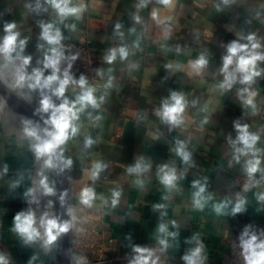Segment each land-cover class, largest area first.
I'll use <instances>...</instances> for the list:
<instances>
[{"label": "crops", "instance_id": "1", "mask_svg": "<svg viewBox=\"0 0 264 264\" xmlns=\"http://www.w3.org/2000/svg\"><path fill=\"white\" fill-rule=\"evenodd\" d=\"M86 2L89 11L82 21L76 22V31L61 26L65 40L90 38L100 56L97 61L99 69H106L108 65L103 57L108 48L119 44L115 24L122 23L128 43L135 39V36H127L128 28L135 26L138 32L143 33V51L132 58L131 62L139 65L135 69L119 63L114 65L115 87L110 90L100 110L103 115L100 125L94 127L88 116L82 114L81 134L69 141L66 147V155L74 161L73 168L68 171L72 213L79 208L77 196L80 189L90 183L87 169L93 160H101L107 164V168L100 173L96 189L109 198V208L111 190L122 189L120 203L115 209L109 211L96 207L103 214L102 227L115 237L118 250H130L136 243L149 248L158 247L156 230L161 222V212L167 211L163 222L176 220L179 230L178 246L166 253L173 256L175 264H184L182 256L194 246L186 241L197 233L205 245V264L226 263L225 234L232 220L244 217L261 221L264 218V204H258L250 192L246 194L249 199L246 211L235 216L217 217L210 209L194 211L190 199L191 182L206 177L207 190L216 200H234L246 181L241 164L229 166L232 149L228 138L231 136L234 139L236 136L234 124L247 123L250 130L260 131L262 141L259 146L264 147V77L257 78L252 86L258 92L256 102L260 109L255 116L243 108L236 95V89L241 86H234L224 94L214 91L216 82L221 79L219 68L227 45L238 39V34L247 35L250 32L264 39V15L256 18V12L264 5V0H237L235 5L221 12L215 9L218 0H177L172 9L151 0L147 8L139 11L136 9L139 0ZM34 3L35 0H0V36L3 35L5 22H15L22 38L28 37L25 54L33 57L31 67H37L36 61L42 59V52L36 47L41 42L38 21L52 20L51 10L36 14L26 7ZM153 8L160 9L161 17H173L172 35L168 40L162 38V27H158L150 17ZM137 11L145 21L142 25H134L132 20ZM241 29H244L242 33ZM201 52L207 53L209 65L202 76L196 77L189 74L187 62ZM167 63L179 64L182 70L166 69L164 65ZM171 91H181L189 102L195 100L197 103L187 110L186 127L170 131L169 126L161 124L154 113ZM205 106L207 111H201ZM96 114L93 112V116ZM205 116L208 123L201 126L200 121ZM15 129H18L17 119L0 97V171L5 163L9 165V172L0 178V252L9 255L11 264H28L33 256L36 259L32 264H40L39 258L43 259V252L39 246H24L20 237L11 231L13 218L21 211V195L31 184L25 166L18 161V157L25 155V150L12 134ZM84 135H91L98 139V143L85 150ZM176 139L188 142L194 166L187 169L185 179L181 181L182 191L173 193L165 201L162 199L165 193L156 173L158 166L164 163H175L178 170H183L184 166L172 151ZM140 157L152 164L151 171L143 177L145 184L142 189L134 186L135 177L128 176L125 171ZM20 175L25 177L21 185L10 189V183ZM238 177L239 182L235 184ZM157 203L167 204L168 207L153 210V205Z\"/></svg>", "mask_w": 264, "mask_h": 264}, {"label": "clouds", "instance_id": "2", "mask_svg": "<svg viewBox=\"0 0 264 264\" xmlns=\"http://www.w3.org/2000/svg\"><path fill=\"white\" fill-rule=\"evenodd\" d=\"M151 0H139L136 9H145ZM156 3L167 9L175 7L177 0H156ZM237 0H218L215 3L217 12L223 11L235 5ZM36 14L50 11L52 20L50 22L38 21L41 29L37 50L42 52V59L36 61L37 67H31L33 57L25 54L28 45V37L21 36L15 22L3 24V35L0 36V84L17 92L18 95H39L38 107L35 114L40 116L43 125L32 119L23 118L20 127L12 134L17 137L20 144L26 145L35 157L39 165L34 177L31 178V186L23 193L29 205L41 204V198L57 197L61 207L66 204L67 191L57 192L54 177L64 174L73 168V158L66 155V147L69 141L81 134L82 114H86L94 127L100 125L103 115L100 114L102 106L109 97L110 90L114 85V65L117 63L129 66L133 69L139 65L131 62L132 58L143 51V33L138 32L135 26L128 28L127 36H135L131 43L127 42L126 33L122 29V23L115 24V35L119 44L107 49L103 57L106 69L96 70V76L104 80L103 84H94L87 76L81 74L76 78L72 73L73 62L78 59L79 53L65 55V36L61 26L69 31H76L77 23L82 21L84 15L89 11L86 0H35L34 5H26ZM133 15L134 25L145 23L143 17ZM264 15V5L256 12V18ZM151 19L158 27H162L163 39L168 40L172 35V16L161 17L160 9L153 8L150 13ZM73 21V22H69ZM244 29H241V33ZM244 40L246 42L241 43ZM163 47V45H162ZM180 51L179 48L176 49ZM66 65V66H65ZM190 69L189 74L200 77L209 65V57L206 52L199 53L195 58L187 62ZM169 70H182L179 64L167 63L164 65ZM221 77L214 86V91L224 94L231 91L234 86L236 95L245 110L255 116L259 113L256 97L258 92L252 86L257 78L264 77V39L258 37L255 32L247 35L238 34V39L227 45L226 54L222 57V65L219 68ZM106 78V79H105ZM196 101L189 102L181 91H171L169 96L163 99L160 106L155 110V116L161 124L168 125L169 130L183 128L187 125L186 114L188 108L195 107ZM207 111V107L201 109ZM93 112L97 114L93 116ZM46 115V118L44 116ZM142 119V117H138ZM208 123L205 116L201 126ZM236 136L228 138L232 149L229 166L233 163L241 164L246 181L238 192L235 199L224 198L216 200L207 190V178L203 180L194 179L191 182L190 199L194 211L204 212L210 209L215 216L232 215L246 211L249 203L246 194L252 193L258 204H264V147L259 146L262 141L260 131L250 130L247 123L236 122L234 124ZM98 143L91 135L83 136V148L91 149ZM183 170H178L175 163H164L157 168V179L164 190L162 199L169 200L173 193L182 191L181 181L185 179L187 169L193 167L192 152L189 150L188 142L176 139L172 148ZM83 159V156L81 157ZM107 168V164L101 160H93L88 171L90 183L83 186L77 196V204L82 209H115L120 203L122 189L113 188L109 198L103 193H98L96 182L100 173ZM152 164L150 161L140 157L136 162L126 168V174L135 177L133 184L142 189L145 181L144 175L150 172ZM9 172V165L5 163L0 178ZM25 177L23 175L12 181L10 189L18 188ZM257 190V191H253ZM167 204L157 203L153 210L166 209ZM46 210L37 215L30 206L26 211L18 212L12 221L11 231L17 234L24 246L39 243L41 249L47 254L53 251L56 242L62 234L71 232L77 222V217L68 208L70 219H61L54 209V201L48 199ZM167 211L161 212V222L156 230V242L158 247L132 248V258L129 264H163L162 256L172 247L178 246L179 230L176 220L163 222ZM186 243L194 244L193 247L182 256L184 264H205L207 260L205 245L199 233L194 234ZM240 256L243 264H264V231L257 233L251 225L244 227L239 236ZM36 259L33 256L28 264ZM86 258L74 257L75 264H84ZM0 264H11L9 255L0 252Z\"/></svg>", "mask_w": 264, "mask_h": 264}, {"label": "built area", "instance_id": "3", "mask_svg": "<svg viewBox=\"0 0 264 264\" xmlns=\"http://www.w3.org/2000/svg\"><path fill=\"white\" fill-rule=\"evenodd\" d=\"M63 43L66 56L79 53L71 70L75 77L79 78L83 74L91 83L103 84L104 80L96 76V70L99 69L97 61L100 60V56L92 40L90 38L72 39L64 40ZM238 182L239 177L235 180V184ZM72 214L77 217V222L71 231V264H75L74 257L77 256L86 258L84 264H129L133 255L132 248L134 246L146 247L145 244L136 243L130 250H118L115 246V237L102 227L103 214L99 208L89 210L79 206L78 210ZM247 225H251L254 231L260 233L264 231V218L261 221L244 217H236L232 220L230 229L225 234L228 260L224 264H243L240 256L239 236ZM39 248L41 249L40 246ZM162 260L163 264H175L172 255L165 254Z\"/></svg>", "mask_w": 264, "mask_h": 264}, {"label": "water", "instance_id": "4", "mask_svg": "<svg viewBox=\"0 0 264 264\" xmlns=\"http://www.w3.org/2000/svg\"><path fill=\"white\" fill-rule=\"evenodd\" d=\"M0 97L6 107L14 113L17 118L20 116L27 117L32 120L39 121L42 126L43 121L40 116L35 114V109L39 106L37 101L30 100L22 95H18L16 92L9 89L6 85L0 84ZM47 114H44L46 118ZM56 180L57 192L67 191L68 197H66V204L61 207L58 196L51 197L54 201V211L61 216V219H70L68 215V208L71 209L72 190L70 185L69 172L54 177ZM40 246L39 243H36ZM33 245V244H32ZM50 264H71V232L62 234L58 238L53 251L49 254Z\"/></svg>", "mask_w": 264, "mask_h": 264}, {"label": "rangeland", "instance_id": "5", "mask_svg": "<svg viewBox=\"0 0 264 264\" xmlns=\"http://www.w3.org/2000/svg\"><path fill=\"white\" fill-rule=\"evenodd\" d=\"M5 105V104H4ZM8 109V108H7ZM14 115V113H12ZM15 116V115H14ZM15 118L17 119V123H18V128L20 127V121L22 120L21 118H17L15 116ZM21 147L24 148L25 150V155L24 156H20L18 157V161L19 163L23 166H25V169L27 174L28 175V178H29V181L31 183V178L30 177H34L37 170H38V167L39 165L36 163L35 161V157L32 155V153L28 150L27 146L26 145H23V144H19ZM31 186V184H30ZM26 191V190H25ZM23 191V193L25 192ZM22 193V199L21 200V211H26L30 206L37 212V215L41 214L43 211L46 210L45 208V205H46V202H47V198L48 197H44V198H41V204L40 206L38 207L37 205L35 204H32V205H29V203L27 202L28 199L30 198H25L24 195ZM41 251V250H40ZM43 252V251H42ZM41 253V252H40ZM39 254V253H38ZM47 254L45 252H43V259L39 258V260L42 262V264H49V261H48V258H47ZM40 262V264H41Z\"/></svg>", "mask_w": 264, "mask_h": 264}, {"label": "bare ground", "instance_id": "6", "mask_svg": "<svg viewBox=\"0 0 264 264\" xmlns=\"http://www.w3.org/2000/svg\"><path fill=\"white\" fill-rule=\"evenodd\" d=\"M17 93V92H16ZM22 96H24V97H26V98H28V99H30V100H34V101H39V95L38 94H33V95H31V96H28V95H22ZM20 118L21 119H23V118H27V117H24V116H20ZM27 119H29V118H27ZM33 121H35V122H39V121H36V120H33ZM40 123V122H39ZM42 126V125H41Z\"/></svg>", "mask_w": 264, "mask_h": 264}]
</instances>
